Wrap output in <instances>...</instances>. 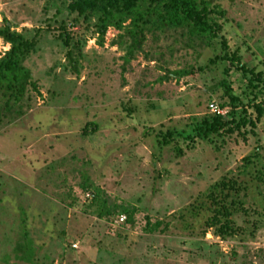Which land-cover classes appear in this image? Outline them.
I'll list each match as a JSON object with an SVG mask.
<instances>
[{
	"label": "rangeland",
	"instance_id": "1",
	"mask_svg": "<svg viewBox=\"0 0 264 264\" xmlns=\"http://www.w3.org/2000/svg\"><path fill=\"white\" fill-rule=\"evenodd\" d=\"M209 1L224 10L228 44L264 70V0ZM59 2L0 0V27L5 19L36 41L22 62L35 89L6 110L0 97V264H264L263 211L249 197L232 216L238 232L223 239L191 235L171 216L220 178L244 179V156L264 161V116L244 138H178L180 154L156 142L228 101L222 65L207 64L216 51L170 29L146 32L125 61L123 30L108 27L98 44L94 20L70 24ZM8 48L0 37V56ZM180 69L193 71L170 75ZM238 76H227L234 93ZM101 205L111 214L97 217ZM123 210L130 220L110 229ZM146 219L167 228L149 233Z\"/></svg>",
	"mask_w": 264,
	"mask_h": 264
},
{
	"label": "trees",
	"instance_id": "2",
	"mask_svg": "<svg viewBox=\"0 0 264 264\" xmlns=\"http://www.w3.org/2000/svg\"><path fill=\"white\" fill-rule=\"evenodd\" d=\"M59 3L70 15V24H85L90 19L94 20L92 25L98 44L102 43L108 27L123 30L128 37L124 52L125 61L140 48L146 32L155 33L170 29H178L180 35H186L189 43L187 45L203 43L216 51L207 60V64L222 65V73L226 77L222 78L221 87L228 101L218 104L211 102L209 105H215L218 109L227 105L228 111L225 115L216 111L204 114L188 122L186 128L159 130L156 132L159 147L174 142L172 147L180 154L178 138L192 143L195 139H223L222 137L234 132L244 138L246 132H252L261 122L264 116V70L257 64L243 60L240 45L231 47L228 44L223 34L227 24L224 10L217 4L209 0H60ZM59 12L60 8L56 7L55 13ZM3 21L0 37L9 44V48L0 56V97L3 99L2 108L6 110L22 98L27 86L35 89L30 72L22 62L34 51L36 41L11 30L9 22L5 19ZM59 27L62 30L59 35L67 44L65 23H61ZM73 46L78 48L77 44ZM200 69L198 67V70ZM192 71L173 70L170 75L176 77ZM230 71L237 72L241 79L242 87L239 93H234L230 86L227 78ZM16 112L19 113V110ZM85 127L86 125L83 130ZM258 156L252 153L242 158L241 172L244 179L220 178L199 195V198L178 212H172L171 216L181 221L182 228L187 229L191 235L202 237L207 229H210L211 233L220 239L231 237L238 232V228L233 225L232 216L236 211H246L244 204L248 197L255 207L263 211L264 216V191L261 189L264 185V161L259 162ZM256 161L259 165H256ZM245 176L249 179L246 180ZM94 193L95 191L90 198L91 203L96 198ZM132 211L123 210L125 222L130 220ZM109 214L111 210L104 205L96 212L99 218ZM187 217L189 219H186ZM167 225L165 220L150 223L146 219L143 229L149 233H163ZM20 247L18 244L16 249ZM24 251H30L29 247ZM25 257L27 258V255Z\"/></svg>",
	"mask_w": 264,
	"mask_h": 264
},
{
	"label": "built area",
	"instance_id": "3",
	"mask_svg": "<svg viewBox=\"0 0 264 264\" xmlns=\"http://www.w3.org/2000/svg\"><path fill=\"white\" fill-rule=\"evenodd\" d=\"M209 109L214 112H219V109L216 108L215 105H209ZM220 113V112H219ZM124 221V215H119L118 217L113 218L112 220H110L108 222V224L110 225V229L114 228L115 226H119L122 222Z\"/></svg>",
	"mask_w": 264,
	"mask_h": 264
}]
</instances>
